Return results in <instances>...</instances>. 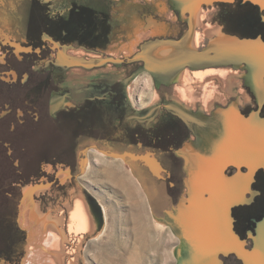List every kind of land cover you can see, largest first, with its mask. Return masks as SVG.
Here are the masks:
<instances>
[{"label":"rangeland","instance_id":"1","mask_svg":"<svg viewBox=\"0 0 264 264\" xmlns=\"http://www.w3.org/2000/svg\"><path fill=\"white\" fill-rule=\"evenodd\" d=\"M190 1L0 0V259L32 263L36 245L24 217L38 208L40 215L51 220L45 227L64 236L61 251L69 254L65 264L75 260V264L176 261L171 247L177 239L155 215L160 205L171 203L174 183L180 184L175 191L180 195L177 204L186 194L181 183L188 179L179 153L196 151L201 137L185 117L198 118L205 128H216L215 113L236 105L248 121L258 120L255 116L261 109L259 119L264 122V100L260 102L253 90V84L264 88V77L256 83L249 81L244 67L186 68L165 84L138 72L140 63L127 61L154 43L176 48L187 43L202 51L223 37L264 41V12L257 6L241 0ZM83 6L87 9L80 11ZM66 55L91 62L93 68H73L57 75L52 61L67 62ZM209 69L216 72L199 77L193 73ZM181 73L185 82L177 79ZM229 138L225 130L205 138L212 148L204 158L213 169L223 167ZM93 139L107 144L121 139L133 153L155 155L169 172L159 182L164 189L146 188L142 182H150L138 175L156 184L144 166L132 163L130 168L110 150L90 145ZM262 168L257 169L252 184L257 193L253 203L234 212L243 239L264 210ZM246 170L241 165L243 176ZM225 171L229 177L238 173L236 165H228ZM31 187L37 189L34 201H28ZM158 196L165 201L157 205ZM81 210L92 224L87 237L76 224ZM144 216L154 218L160 242H166L160 243L159 256L136 255L132 260L133 254L126 251L134 250L135 226ZM20 243L24 247L19 254ZM119 257L126 261L117 262ZM224 264L241 263L228 257Z\"/></svg>","mask_w":264,"mask_h":264},{"label":"bare ground","instance_id":"2","mask_svg":"<svg viewBox=\"0 0 264 264\" xmlns=\"http://www.w3.org/2000/svg\"><path fill=\"white\" fill-rule=\"evenodd\" d=\"M201 1H207V0H197L196 2L198 3ZM255 2L259 3L261 6L264 7V0H255ZM190 3L194 4V0H191L189 4ZM215 43L216 45L213 44L210 47L216 46V48L228 49V50L235 49L238 51L240 50L241 52H245L246 50L252 53L250 54L251 57H255L256 59H258L257 57L258 55H261L259 53V51H261L260 50L261 45H259L258 42L254 43V45L251 46L250 50L246 49L247 43L238 42L236 38H229V37L224 38L223 37V38H220L218 42L216 41ZM194 44L195 46H197L196 41H194ZM164 48H166L167 50L163 52ZM169 49H171V52L169 51ZM187 50H189L192 54H196L195 48L190 47V45L187 46L186 43L183 46L178 47V48H176L175 46L158 47L157 44L154 43V47L152 44V46H146L144 48L143 56L149 62L151 63L154 62L155 66L165 67L171 64L176 65L178 60H180L182 57L188 56L186 55L189 52ZM244 55L246 57L251 58L248 54H244ZM159 56H162V57H159ZM255 65H256V69H259L258 75L260 74L264 75V63H261L260 61H256ZM245 74L248 80L250 81V78L248 77V72ZM183 77L184 76H182V78ZM259 79H260L259 77L258 78L256 77L255 83ZM254 85L256 86V84ZM254 85H253V90L257 93V89H255ZM259 100L261 102L262 100H264V97L262 99L259 98ZM235 109L237 110V113H239L237 117L239 121H244V122H247L248 124L251 123L253 125L252 128L255 129L253 132H255L254 133L255 136H257V139H255V142L250 143L247 149V146H243V144L239 143V141L238 143H236V141L234 140L235 141L234 148H235L236 153L235 152L230 153V154H233V157H232L233 162L229 163V161L227 160V159H230L229 157L227 159H223L224 165L221 169L217 170V169L210 168L209 170L204 171L203 173H199V171H194L192 167H188L189 179L187 180V184L191 190V195H192L191 199L193 200H192V204L181 212L180 219L182 220V222L179 228L183 230V233L188 232L190 235H192V237L191 236L189 237L188 242L192 244L193 246L195 243L196 247L204 246L206 249H212L213 247L217 246L219 244V238H220L219 236H221V233H219V230L217 227L219 223V217H220L221 211L225 208V206L228 203L243 199L245 191H249V194L252 195L254 199L257 194L254 191V187H252L251 189L248 188V187H251L250 184H248L251 180L248 179L247 176L241 175L237 178H228L224 174L225 168L231 164H238L239 166L244 164L248 167L249 173H256L259 167H264V122L260 119L256 121L255 120L248 121L244 117H242V114L238 111L236 106H235ZM187 120L188 118L185 117V122H187ZM231 127H233V125ZM111 153L114 156L123 155V156H130V157L131 155L139 154V153H133V152H128V151L122 154H117L113 152ZM179 155L185 156L187 158V161L190 158L189 156H187L188 153L184 154L183 151L179 153ZM143 157H145L144 158L145 164L143 166L149 169L148 171L151 174L153 180L155 181V184L158 183V178L161 179V176L163 175V173L165 174L163 176V179L169 176L168 170L162 165L160 160L156 158L155 155L146 153L143 155ZM83 162L86 163V160L84 159ZM190 164L193 167L200 166V165H204V166L209 165L207 159L199 155L193 156ZM68 174H69V171L67 172V175ZM36 192H37V189L33 187L30 188L29 195H28V201L30 200V198H33L32 200L34 201V195H36ZM25 199H27V197ZM157 199H161V201H165L161 196H158ZM27 207L25 206V208ZM26 213H27V216L24 217L25 218L24 222L27 221L29 227H31V233H32L31 238L33 239V242L36 245V256L33 257L31 264H65L67 261V256L69 254L67 253L65 254L61 251L62 250L61 248H64L62 246V242L64 240V236L61 235L62 232L59 231V234L61 233L60 234L61 238H60L57 234H55L56 229L55 231H53L52 228L47 229L49 226L48 227H45V226H47V224L50 223L51 220H49L48 222L47 217L40 215L38 208L35 211H33L30 215L28 214V212ZM105 213H106V210H105ZM76 222H77L76 224L81 226L82 229L84 230L85 229L88 230L92 226L91 221L89 220V217L86 216V212L84 210H81ZM52 224L56 226L59 223L56 224L55 222ZM37 225L43 226L44 228L41 227L40 229H34V227H36ZM57 236L61 239V241L58 240L59 238ZM177 252L178 250L176 248L175 249L176 259H177ZM131 254H133L132 260H134L136 257V254L135 253H131ZM77 259H78V256H77ZM132 260L128 259L127 262L132 263ZM122 261H126L125 258L123 259L122 257H119L117 260V262H120V263ZM74 262H71L70 264H75L76 262L75 263ZM196 264H200V263H196Z\"/></svg>","mask_w":264,"mask_h":264},{"label":"water","instance_id":"3","mask_svg":"<svg viewBox=\"0 0 264 264\" xmlns=\"http://www.w3.org/2000/svg\"><path fill=\"white\" fill-rule=\"evenodd\" d=\"M237 0H207L203 1L204 3H221V2H234ZM243 2L250 3L254 6H257L262 12H264V7L261 6L259 3L255 2V0H241ZM202 2V3H203ZM247 43L246 49L251 48L254 43L261 45L258 55V59L255 57H251L250 52L246 51L241 52L240 50H228V49H219L215 47H208L202 51H197L196 54H192L189 50L188 56L182 57L178 60L176 65H169L165 67H158L155 66L154 62H149L143 56V52H140L134 55L132 58H127L128 62H138L142 66L139 68L138 72H145L150 74L157 82L167 84L170 80H174L176 77L175 75L179 74L181 71L185 70L186 68L191 69H206L209 67H244L248 72V77L250 80L255 79L256 77L262 79L263 75H258V70L256 69L255 62L260 61L264 63V41L262 40H252V41H240ZM52 43L59 48L64 50H68L66 46L61 45L60 43L53 41ZM187 44V43H186ZM256 44V45H258ZM152 46V45H151ZM58 48V49H59ZM216 48V49H215ZM245 48V47H244ZM243 53V54H242ZM244 54H248L251 58L246 57ZM68 59L67 62H61L57 64V58L55 62V66L59 68H66V69H73V68H83L86 70L92 69L91 62H85V60L74 56V55H66ZM113 63L116 61L111 60ZM122 62V60H120ZM117 62V63H120ZM106 63V62H105ZM100 64H103V62ZM259 79V80H260ZM262 108V105L260 106ZM261 109L257 112L256 118H260ZM185 154V153H184ZM187 154V153H186ZM144 154H134L130 156H121L116 155L114 156L117 159H122L127 162L128 166L133 168L131 165L133 163H139V165H144L145 161L143 157ZM185 162L184 170L188 173V161L187 158L183 155H179ZM128 157V158H126ZM236 165L238 169V173L234 177L228 178H237L242 174L241 166L238 164H231ZM135 166V164H134ZM141 167V166H139ZM142 168V167H141ZM146 168V169H144ZM264 169V167L262 168ZM143 170H149L147 167H143ZM148 174V172H146ZM145 173V176H146ZM164 174V173H163ZM224 174L226 171L224 170ZM150 175V174H148ZM141 180H148L151 184L153 182L148 177L142 178L138 175ZM163 176L161 179L158 178V181L163 180ZM251 181L248 183L252 188L253 181L255 180L256 173H249L245 174ZM138 177V178H139ZM157 179V178H156ZM143 185L148 188H151L150 183L147 184L146 182H142ZM185 185L188 188V193H186L185 197L179 201L176 207H172L170 210L164 211V217L161 220L166 226H168L172 231L176 234V236L180 240V246L177 252V264H224V259L228 257H235L241 264H264V210L262 215L259 219L254 220L253 230L247 233V239H243L236 229V220L234 217V212L238 207H242L245 205H250L253 203L254 198L252 195L248 197L249 191H245L243 199L236 200L231 203H228L225 208L221 211L218 223V230L221 233L219 236V244L212 249H206L204 246L196 247L188 242L190 235L188 232H184L180 227L182 220L180 219L181 212L189 207L192 204V195L191 190L187 184V180L185 181ZM36 189V188H35ZM148 190V189H147ZM175 229V231H174ZM227 239V240H226Z\"/></svg>","mask_w":264,"mask_h":264},{"label":"flooded vegetation","instance_id":"4","mask_svg":"<svg viewBox=\"0 0 264 264\" xmlns=\"http://www.w3.org/2000/svg\"><path fill=\"white\" fill-rule=\"evenodd\" d=\"M84 7L85 6L81 7L83 9L80 10V11H85V9H87V8H84ZM61 45H63V44H61ZM52 67L54 68V70H56V71H54V73H56L57 75L61 74V73L62 74L64 73L66 75L68 73L67 71L69 70V69H66V68H58V67H56L54 61H52ZM139 68L140 67H137L136 70H139ZM252 81L255 83V79H253ZM255 89H257V93L259 95V98L262 99L264 97V88L256 84ZM234 106H236V105H232L229 110H225L224 111V109H222V110H220V111L215 113L216 115L214 117V122H213L214 124L213 125H217L216 128L212 127V126H211L212 128L211 127L205 128V127H203L205 125L203 124V126H202L201 125L202 122H198V121L197 122H190L192 126H195L196 132L198 130L197 134H199L200 137H201V143H200L199 148L196 151H192V148H191V150L189 149L187 156L193 157V156L199 155V156L204 157L207 154V151H209L210 148H212V147H208L206 145L207 142H206L205 138L208 135H211L213 133L217 134V133L222 132L224 130H225L226 134L230 136L228 143H230L231 146L227 150V154H225V153L223 154L224 155V159H227L228 157L230 158V159H227L229 161V163L233 162V159H232L233 154H230V153L235 152V148H234V142L235 141H236V143H238V141H239V143L243 144V146H247V149H248V146H249L250 143L255 142V139H257V136H255V134H254L255 132H253L255 130L254 128H252L253 125L251 123L248 124L247 122L239 121L237 119L239 113H237V110L235 109ZM186 123H189V121L186 122ZM244 123H245V125H243ZM232 125H233V127H231ZM247 140H249V141H247ZM90 142H91L90 145H93V146L97 147L98 149L104 150V151H109L110 150V152L117 153V154H122V153L127 151V150L124 151L123 149L121 150V146H119L117 144H114L113 148L115 150H112L113 148L110 147L105 142H100V141L96 142L95 139L90 140ZM117 143L122 144L121 142H117ZM215 144H216V142H215ZM182 162H183V170H184L185 162H184V160H182ZM188 167H192L194 169V171H199V173H203L204 171H207L210 168L212 169V167H210V165H207V166L206 165L205 166L204 165H200V166H194L193 167L192 165H190L189 160H188ZM246 171H248V170H246ZM184 172L187 175L186 179H189L188 173L185 170H184ZM173 185H174V187L172 188L171 193H170L171 203L169 202V205H165V206H161L160 205V208L158 209V213H160V215L163 214V211L165 209H167V208L171 209L172 207H176L178 205L176 201L178 200V197L180 195L177 192L175 193V191L180 190V187H179L180 184L179 183L178 184L174 183ZM175 186H177L178 188L175 189ZM182 186H183V188H182ZM182 189L184 191H186V193H188V188L187 187L185 188V181H184V183H181V190ZM161 190H162V188H161ZM159 191H160V189H159ZM154 202H156V204L158 205L161 202V199H157L156 198ZM24 243H23V247H24ZM179 246H180V240L177 239V244H176V246L175 245L172 246V249H176L177 248V250H178ZM23 247H22V243H20L18 249L16 247V250L19 252V254L22 251Z\"/></svg>","mask_w":264,"mask_h":264},{"label":"crops","instance_id":"5","mask_svg":"<svg viewBox=\"0 0 264 264\" xmlns=\"http://www.w3.org/2000/svg\"><path fill=\"white\" fill-rule=\"evenodd\" d=\"M197 0H194V3L196 2ZM203 1H201V3H202ZM165 50H167L166 48H164L163 49V52L165 51ZM78 69H83V68H77V70ZM84 70V69H83ZM213 70H215V69H213ZM73 71V70H72ZM85 71H87V70H85ZM206 72H204V70L203 71H195V72H193L194 73V75H196V76H203V75H208V74H211L212 72L213 73H215L216 71H212V69H209V70H205ZM184 72V71H183ZM182 72V73H183ZM182 73L177 77V79H180V81H184L185 82V78H180V77H182ZM205 73V74H204ZM218 73V72H217ZM187 75V74H186ZM176 79V80H177ZM235 107V106H234ZM74 107L73 106H71L69 109H73ZM215 117V116H214ZM194 119H196V120H194ZM194 120V121H193ZM199 119L198 118H193V117H188V120H187V122L189 121V125L190 126H192L191 125V123L190 122H197ZM199 122V121H198ZM118 137H122L121 135H118ZM121 140V139H120ZM120 140L118 141V142H120ZM114 144L115 143H112V144H108L110 147H114ZM104 145V144H103ZM113 145V146H112ZM117 145H119V146H121V150L123 149L124 151L125 150H130L131 152H135V150H133V149H127L126 147H125V145L124 144H120V143H117ZM112 150H115L114 148L112 149ZM165 175V174H164ZM159 182H161V181H158V183L156 184V186H154L153 184H151V189H154V188H152V187H155L156 189L155 190H157L158 191V189H161L162 187L164 188V186L163 185H159ZM187 186L185 185V188H186ZM162 188V189H163ZM129 194L131 195V196H133V192L132 191H129ZM186 195V194H185ZM78 199V198H77ZM154 201H155V199H154ZM165 210H170L169 208H167V209H165ZM164 210V211H165ZM164 211H163V214L162 215H160V213H157L154 217L156 218V219H158L159 221H161L162 219H163V217H164ZM155 220H154V218H148V217H146V216H144V218H143V220L140 222V224H138V225H136L135 227H136V230H134L135 231V234H134V238H135V246H134V250H128V251H126V253H128L129 251H130V253H132L133 251H134V253L136 254V255H140V256H144V258H145V256H148V255H158L159 253H160V243L162 244V245H164L165 244V242H166V240L165 239H163L161 242H160V238H159V234H158V231L157 230H155V225H157V224H155V222H154ZM134 223H136L135 221H134ZM137 224V223H136ZM168 227V226H167ZM91 229H92V227L90 228V229H88V230H84V232L86 233V234H84L86 237L87 236H89L90 234H89V232L91 231ZM168 231H169V233H171V236H172V238H177V239H179L176 235H175V233H173V231H172V229H170L169 227H168ZM85 237V238H86ZM174 246V245H173ZM118 247L119 248H121V242L119 243V245H118ZM167 248H168V250L170 249V247H169V245H167ZM171 255H173V253H174V250L175 249H172V247H171ZM167 254V253H166ZM175 254V253H174ZM159 256V255H158ZM167 256H168V254H167ZM143 258V257H142ZM175 259H176V256H175ZM145 260V259H144ZM156 261L157 262H159V258H156ZM152 264L153 263V260H146V264ZM175 264H177V259H176V261L174 262ZM173 263V264H174ZM0 264H12L11 262H8V260L7 259H0Z\"/></svg>","mask_w":264,"mask_h":264}]
</instances>
